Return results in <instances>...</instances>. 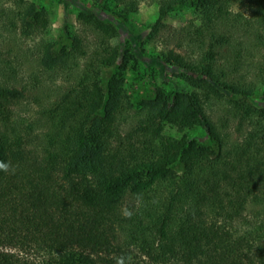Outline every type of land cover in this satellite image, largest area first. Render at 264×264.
<instances>
[{
	"label": "trees",
	"instance_id": "16d2710c",
	"mask_svg": "<svg viewBox=\"0 0 264 264\" xmlns=\"http://www.w3.org/2000/svg\"><path fill=\"white\" fill-rule=\"evenodd\" d=\"M143 1L115 0L118 16ZM151 1L153 35L170 12H198L162 53L190 91L126 93L139 58L83 8L80 31L40 43L31 87L0 68V264H264V0ZM4 14L27 36L51 22L31 0Z\"/></svg>",
	"mask_w": 264,
	"mask_h": 264
},
{
	"label": "rangeland",
	"instance_id": "374dc122",
	"mask_svg": "<svg viewBox=\"0 0 264 264\" xmlns=\"http://www.w3.org/2000/svg\"><path fill=\"white\" fill-rule=\"evenodd\" d=\"M16 1L0 0V68L6 64L14 66L18 72L17 79L21 83H25V86L31 87L34 76L40 73L36 60L40 43L54 41L63 33L73 35L80 31L82 25L78 15L80 9L83 8L89 12L104 14L114 20L120 29V35L117 38H112L113 45H119L121 51L130 49L139 58V62L132 64L126 73L124 85L126 93L132 97L138 93L149 97L153 96L157 89H162L168 95L177 90H191V86L185 81L184 73L187 71L165 62L162 53L167 48V39L170 40V47L177 44L176 40L170 39L176 34L174 29L179 30L190 24L191 21H199L198 12L192 5L170 12L164 18L169 28H163L158 34L153 35L152 28L159 18V9L157 3L151 0L141 2L139 9L127 14L124 19L118 16L121 9L115 0H74L69 5H65L62 0H31L47 10L51 22L43 34L27 36L23 34L20 26L17 29H12L11 26L4 25L7 21L4 9L15 8ZM104 4H108L113 9H104ZM116 10L117 14H115ZM179 36L181 35L179 34ZM89 38H91L90 35ZM35 71L39 73L35 74ZM113 72V68L107 69L104 73V80H107ZM56 81L62 83L60 78H57ZM16 86L22 89V85ZM252 99L257 104H264V86L262 84L257 86ZM217 106L215 105V110L218 108ZM36 109L33 102H25L18 107L19 113L25 117L33 116ZM166 127V131L175 137H181L184 133H188L201 138L206 131L203 126L190 131H179L171 125Z\"/></svg>",
	"mask_w": 264,
	"mask_h": 264
},
{
	"label": "clouds",
	"instance_id": "9594fccd",
	"mask_svg": "<svg viewBox=\"0 0 264 264\" xmlns=\"http://www.w3.org/2000/svg\"><path fill=\"white\" fill-rule=\"evenodd\" d=\"M3 167H5L3 164H0V168H3Z\"/></svg>",
	"mask_w": 264,
	"mask_h": 264
}]
</instances>
